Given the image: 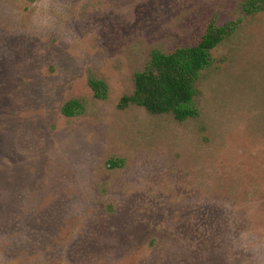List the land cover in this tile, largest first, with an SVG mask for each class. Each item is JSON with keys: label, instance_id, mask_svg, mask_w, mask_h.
Here are the masks:
<instances>
[{"label": "rangeland", "instance_id": "obj_1", "mask_svg": "<svg viewBox=\"0 0 264 264\" xmlns=\"http://www.w3.org/2000/svg\"><path fill=\"white\" fill-rule=\"evenodd\" d=\"M248 1L0 0V264H264V10ZM231 22L197 118L119 108L154 50Z\"/></svg>", "mask_w": 264, "mask_h": 264}, {"label": "trees", "instance_id": "obj_2", "mask_svg": "<svg viewBox=\"0 0 264 264\" xmlns=\"http://www.w3.org/2000/svg\"><path fill=\"white\" fill-rule=\"evenodd\" d=\"M34 3L36 0H26ZM249 14L264 10V0H249L245 5ZM239 24L231 22L223 26L210 25L199 42L191 47L178 48L166 54L158 50L151 53L146 68L135 74V88L130 96H124L119 108L137 105L152 115H172L184 122L199 116L196 105L197 85L201 74L215 64L213 51L233 34ZM89 85L96 98L105 99L107 85L91 79ZM66 117H77L85 108L79 100H69L62 107ZM112 166H117L115 163Z\"/></svg>", "mask_w": 264, "mask_h": 264}]
</instances>
